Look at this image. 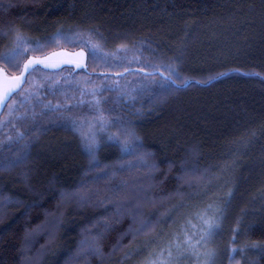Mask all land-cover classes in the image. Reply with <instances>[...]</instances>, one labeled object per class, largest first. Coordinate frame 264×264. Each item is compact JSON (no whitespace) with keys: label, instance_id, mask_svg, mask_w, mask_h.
Here are the masks:
<instances>
[{"label":"trees","instance_id":"1","mask_svg":"<svg viewBox=\"0 0 264 264\" xmlns=\"http://www.w3.org/2000/svg\"><path fill=\"white\" fill-rule=\"evenodd\" d=\"M13 52L85 67L3 109L0 264H264V0H0Z\"/></svg>","mask_w":264,"mask_h":264},{"label":"snow or ice","instance_id":"2","mask_svg":"<svg viewBox=\"0 0 264 264\" xmlns=\"http://www.w3.org/2000/svg\"><path fill=\"white\" fill-rule=\"evenodd\" d=\"M89 51L91 53V49ZM91 54L94 55V53ZM17 55L18 53L16 52L7 54L3 57H0V62L6 64L9 68L15 71L18 67L14 64ZM79 55H83V53H80ZM43 63L44 61L39 59H30L26 64H24L23 71L20 72V75L13 77H9L4 70H0V76H2V79H0V106L5 105L6 102L13 96V94L17 93V90L21 88L24 82H26L27 76L31 75L35 71H38V69L33 67V65ZM45 66L47 67V65ZM168 79H171V77ZM12 80L15 81V84L9 87L7 82ZM185 243H187V241ZM169 254L171 255V253Z\"/></svg>","mask_w":264,"mask_h":264},{"label":"water","instance_id":"3","mask_svg":"<svg viewBox=\"0 0 264 264\" xmlns=\"http://www.w3.org/2000/svg\"><path fill=\"white\" fill-rule=\"evenodd\" d=\"M69 57H70V55H63L62 56V58H56V56L55 55H50V56H48V57H43V58H31V59H39V60H42V61H44V63L43 64H36V65H33V67H35V66H40V67H44V68H48V69H54V68H59V67H61V66H63V65H66V64H68V63H73V64H75V66L76 67H81V68H84V63L81 61H71L70 59H69ZM30 60V59H29ZM28 61H26L24 64H26ZM24 64H23V66H24ZM45 65H47V67L45 66ZM23 66H22V68H21V71H23ZM0 70H2V69H0ZM18 75H20V73L18 74ZM18 75H15V76H18ZM9 77H13V76H10V75H8ZM0 79H2V76H0ZM8 83V86L9 87H11L13 84H15V81L14 80H12V81H9V82H7ZM19 90V89H18ZM17 90V91H18ZM8 102V101H7ZM7 102H6V104H7ZM5 104V105H6ZM5 105H3V106H0V115H1V113H2V111H3V109H4V107H5Z\"/></svg>","mask_w":264,"mask_h":264},{"label":"rangeland","instance_id":"4","mask_svg":"<svg viewBox=\"0 0 264 264\" xmlns=\"http://www.w3.org/2000/svg\"><path fill=\"white\" fill-rule=\"evenodd\" d=\"M35 80V79H34ZM33 80V81H34ZM34 84H37L36 82H34ZM201 254H200V256L199 257H201V260H200V258L198 259V260H196V258L194 257L193 258V260H196L195 262H192L193 264H205V256H206V252H200ZM166 257H167V255H165L163 258H162V260H161V262H160V264H168L169 263V259H170V257L166 260ZM200 260V261H199ZM208 264H212L211 263V261L208 263Z\"/></svg>","mask_w":264,"mask_h":264}]
</instances>
